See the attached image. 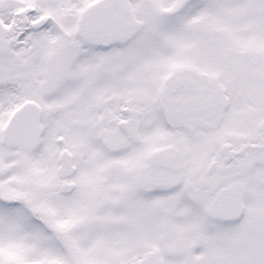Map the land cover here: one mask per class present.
I'll list each match as a JSON object with an SVG mask.
<instances>
[{
  "label": "snow or ice",
  "instance_id": "1",
  "mask_svg": "<svg viewBox=\"0 0 264 264\" xmlns=\"http://www.w3.org/2000/svg\"><path fill=\"white\" fill-rule=\"evenodd\" d=\"M0 264H264V0H0Z\"/></svg>",
  "mask_w": 264,
  "mask_h": 264
}]
</instances>
